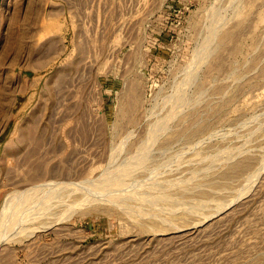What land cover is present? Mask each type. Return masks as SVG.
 Instances as JSON below:
<instances>
[{
	"label": "rangeland",
	"instance_id": "1",
	"mask_svg": "<svg viewBox=\"0 0 264 264\" xmlns=\"http://www.w3.org/2000/svg\"><path fill=\"white\" fill-rule=\"evenodd\" d=\"M0 264H264V0H0Z\"/></svg>",
	"mask_w": 264,
	"mask_h": 264
}]
</instances>
